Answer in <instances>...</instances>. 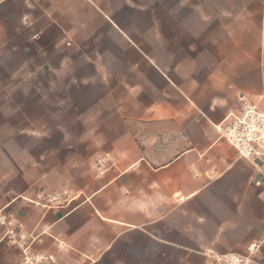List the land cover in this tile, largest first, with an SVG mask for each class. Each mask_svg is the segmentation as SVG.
<instances>
[{
	"label": "crops",
	"instance_id": "1",
	"mask_svg": "<svg viewBox=\"0 0 264 264\" xmlns=\"http://www.w3.org/2000/svg\"><path fill=\"white\" fill-rule=\"evenodd\" d=\"M245 103L264 0H0V205L48 264H264V159L216 128Z\"/></svg>",
	"mask_w": 264,
	"mask_h": 264
},
{
	"label": "built area",
	"instance_id": "2",
	"mask_svg": "<svg viewBox=\"0 0 264 264\" xmlns=\"http://www.w3.org/2000/svg\"><path fill=\"white\" fill-rule=\"evenodd\" d=\"M216 128L220 137L237 151L239 158L255 165L263 161L264 109L245 103L241 113L230 114ZM0 229L7 243L20 250L19 264H48L55 261L53 255L33 251L24 224L15 218L9 206L0 205ZM259 247V244H252L245 254L209 253L206 264H250L259 252Z\"/></svg>",
	"mask_w": 264,
	"mask_h": 264
},
{
	"label": "rangeland",
	"instance_id": "3",
	"mask_svg": "<svg viewBox=\"0 0 264 264\" xmlns=\"http://www.w3.org/2000/svg\"><path fill=\"white\" fill-rule=\"evenodd\" d=\"M37 4H38V5H39V4L41 5V4H43V3H37ZM7 69H8L10 72H13L14 69H15V67H13L12 65H9V66L7 67ZM58 195H60V197H61L62 199H67V198L70 197V194H69L66 190H63V191L59 192Z\"/></svg>",
	"mask_w": 264,
	"mask_h": 264
}]
</instances>
